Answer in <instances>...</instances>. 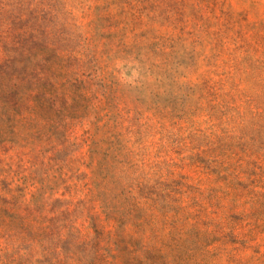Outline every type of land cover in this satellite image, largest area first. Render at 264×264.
I'll return each instance as SVG.
<instances>
[{"label":"rangeland","instance_id":"374dc122","mask_svg":"<svg viewBox=\"0 0 264 264\" xmlns=\"http://www.w3.org/2000/svg\"><path fill=\"white\" fill-rule=\"evenodd\" d=\"M0 264H264V0H0Z\"/></svg>","mask_w":264,"mask_h":264}]
</instances>
